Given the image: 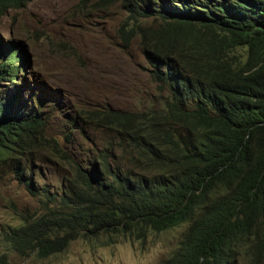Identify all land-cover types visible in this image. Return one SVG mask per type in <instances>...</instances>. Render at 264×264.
I'll list each match as a JSON object with an SVG mask.
<instances>
[{
	"label": "trees",
	"instance_id": "16d2710c",
	"mask_svg": "<svg viewBox=\"0 0 264 264\" xmlns=\"http://www.w3.org/2000/svg\"><path fill=\"white\" fill-rule=\"evenodd\" d=\"M28 1L0 0V17ZM119 1L131 23L120 36L137 39L158 101L93 113L94 160L50 188L33 183V162L41 150L66 161L67 135L62 146L47 138L36 102L0 90V179L37 210L3 228L0 264L7 252L43 259L76 238L142 242L175 226L157 264H264V0ZM150 17L156 26L138 23ZM4 45L0 83L16 89L19 48Z\"/></svg>",
	"mask_w": 264,
	"mask_h": 264
},
{
	"label": "rangeland",
	"instance_id": "374dc122",
	"mask_svg": "<svg viewBox=\"0 0 264 264\" xmlns=\"http://www.w3.org/2000/svg\"><path fill=\"white\" fill-rule=\"evenodd\" d=\"M151 20L138 23L156 26L158 19ZM130 25L119 0H30L0 17V41L20 44L25 51L23 68L13 72L17 88L4 81L1 93L16 91L18 99L36 102L46 118L47 138L62 146L67 135L66 161L38 152L30 175L34 184L56 188L71 175L76 160H94L100 128L93 113L136 111L158 98L137 39L125 43L120 36V27L126 31ZM25 212H37L34 198L5 174L0 179V235ZM183 227L149 232L142 242L121 236L100 245L76 238L61 253L43 259L12 252L6 259L7 264H157L175 247Z\"/></svg>",
	"mask_w": 264,
	"mask_h": 264
},
{
	"label": "clouds",
	"instance_id": "9594fccd",
	"mask_svg": "<svg viewBox=\"0 0 264 264\" xmlns=\"http://www.w3.org/2000/svg\"><path fill=\"white\" fill-rule=\"evenodd\" d=\"M8 43V44H7ZM9 43H11L10 41H6L5 42V45L4 46H9L8 48H7V51L9 52V51H11V50H13L12 48H17V47H15V46H19V49H15V51L17 52V54L20 56V57H22L23 55H25V51H24V49H23V47L20 45V44H17V43H14L13 45H9ZM22 60V59H21ZM21 69L23 68V64L21 63V67H20ZM146 69H147V67H146ZM147 73H148V69H147ZM148 77H149V75H148ZM150 79V78H149ZM150 82H151V80H150ZM152 83V82H151ZM153 84V83H152ZM153 87H154V85H153ZM154 89H155V87H154ZM156 90V89H155ZM16 92V91H15ZM157 92V91H156ZM31 101V100H30ZM154 101H158V98L156 99V100H153L152 101V104L154 103ZM32 102V101H31ZM154 105V104H153ZM176 227V226H175ZM184 228V227H183ZM164 232V231H163ZM155 233V232H154ZM169 254V253H168Z\"/></svg>",
	"mask_w": 264,
	"mask_h": 264
}]
</instances>
